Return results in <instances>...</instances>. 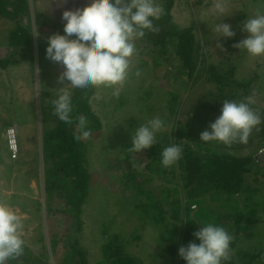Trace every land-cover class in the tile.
<instances>
[{
	"label": "rangeland",
	"instance_id": "obj_1",
	"mask_svg": "<svg viewBox=\"0 0 264 264\" xmlns=\"http://www.w3.org/2000/svg\"><path fill=\"white\" fill-rule=\"evenodd\" d=\"M163 1L158 0V3L161 5ZM28 2L30 17H26L23 22L27 24L32 21L35 32L37 18H44L48 22L63 21L62 14L65 10L83 8L91 0H28ZM216 2L217 0H174L171 10L178 26L194 27L196 41L200 43V53L203 55L200 56L202 63L200 70L203 75L207 74L211 65H221L222 72L225 69L229 71L237 54L235 49L230 48L227 40L245 39L248 33L241 30L243 23L248 17L264 14V0H222L225 10L223 15L216 11ZM12 8L10 6V11ZM218 23L230 24L235 36L218 37L219 33L215 31ZM15 24V19L0 15V53L9 52L7 38L10 30L15 28ZM40 30L42 37L51 31L48 26H43ZM35 42H37L36 34ZM36 46L37 43L35 50H37ZM149 48L153 47L148 45L143 52L136 48L135 54L130 58L128 77L122 85L115 88L97 87L90 98L91 108L101 118L103 126L102 135L93 138L90 143L88 159L93 177L81 218L84 221L81 242L89 251L91 264H100L103 259L101 246L107 239L102 232L104 221L112 222L108 228V235L119 234L120 239L127 242L129 249L143 259V264H183L178 250L182 245L180 239L186 226L184 214L187 207L183 194L180 191L177 194L173 192L177 187L175 181L168 183L158 174L148 171L146 164L150 158L145 150L141 153H133V157L138 160L132 165L133 169L138 170V183L146 174L148 178H153L146 184L152 189V198L149 202L150 204L163 202L156 206L165 213L160 221L157 219L158 214L153 219L147 218L145 222L144 217H139L133 207V203L140 198L139 191L135 187L124 188L126 175L118 167V162L120 163L118 157L122 154L125 142L131 141V132L150 119L156 117L163 119L166 129L158 133V140L168 141L167 147L175 144L173 138L176 136L172 131L176 128V120L167 123L166 119L171 110L169 106L171 95L168 92L175 93L174 91L177 90L180 91L181 101L185 100L180 109L182 113L180 118L186 125L182 128L185 133L178 138L181 142L188 140L194 148L200 145L202 147L208 145L215 149L233 147L238 154H249L254 151L256 173L246 175V182L250 187L258 188V191L236 194L233 198H229L228 195H218L216 191L213 192L214 196L208 193L200 209L212 214L208 216L213 219L221 214H234L237 211L250 215L253 222L245 232L241 233L239 241L230 250L229 260L232 264H264V145L255 150L259 141L256 134L257 129L259 133L258 125L251 131L250 136H253L251 145L233 143L227 146L219 141L200 140L201 133L220 115L224 100L240 101L251 96L254 99L251 107L260 102L259 109L264 112V57L244 55L238 63L232 81L223 79L224 81L219 85L211 86L204 82V77H197L199 79L193 83L188 82L187 73L180 79H177L174 73V76L170 77L169 69L176 71L181 66V61L175 56L174 48L168 47V54L157 58L164 62L157 61ZM166 56H170V61L168 59L166 62ZM35 57L37 59V51ZM142 63L148 64V68L140 72L138 69ZM159 65L161 67L158 68ZM44 70L45 76L42 75L38 60L35 67H32L28 59L7 69H0V202L7 203L22 215L24 219L22 235L26 245L36 255L48 256L49 263L57 264L66 252V241L70 236L75 235L76 231L74 226H70L73 225V218L69 214L58 212L48 215L46 212L47 194L42 152L45 126L43 93L46 89L57 93L58 88L62 86L58 77L64 71V66L51 61ZM254 74L256 76L254 82L244 86ZM133 76L135 79H132ZM242 78L248 81L241 83ZM125 86L133 90L129 98H131L130 102L136 103H130L123 110L115 112V96ZM146 91L153 93L148 99V102L154 105L151 117H144L138 112L139 109L144 108V104L140 100L137 102V99L139 96L144 98ZM8 118L17 130L19 150L16 157H13L9 149L6 135L9 127L4 126ZM173 119H176V116ZM50 124L54 125L55 120ZM235 145L248 146L241 150ZM203 153L205 154L206 151L203 150ZM125 165L127 167L128 163L125 162ZM174 165L179 172L177 161ZM169 191L173 193L169 195ZM172 199L178 200L176 203L179 205L172 207L170 204ZM54 205L56 208L63 206L62 199L57 197ZM191 208L193 217L199 207L192 205ZM143 213L145 214V210ZM177 213L180 219L174 218ZM220 221L226 222L223 218ZM207 223L209 222L201 220L199 229ZM54 234L59 238L57 254L51 248ZM137 234L141 238H136ZM43 247L45 250H42Z\"/></svg>",
	"mask_w": 264,
	"mask_h": 264
},
{
	"label": "trees",
	"instance_id": "obj_2",
	"mask_svg": "<svg viewBox=\"0 0 264 264\" xmlns=\"http://www.w3.org/2000/svg\"><path fill=\"white\" fill-rule=\"evenodd\" d=\"M173 5L174 0H164L162 2L161 6L164 8V14L161 16L160 20L155 21L158 31L146 32V35L142 39L136 41V48H139V51L143 52L147 46L150 45V47H153L149 48L152 56L155 57L157 61L164 62L157 58L160 55H167L168 47L172 46L175 56L181 61V66L176 71H172V68H170L168 71L170 77L174 76V73L176 78L180 79L187 73L188 82L190 81V83H193L199 79L197 77H204V82L211 86H213V84L219 85L224 81L223 79L232 81L239 61L247 54L245 50L234 47V44L241 40L237 38L227 40L230 48L235 49L237 54L235 59L236 63L233 61L234 63L230 66L229 71L225 69V71L222 72V69H220L221 65H211L206 72L207 74L203 75L202 70H200V64H202L200 62V56L203 55L200 53L201 45L196 41L194 27L182 28L176 24L171 13ZM10 6L13 7L11 11L9 9ZM0 15L10 17L16 21L15 28L10 30L7 38L9 52L0 53V69H7L9 66L17 65L22 60L27 59L31 62V66L35 67L36 60H38L39 66L42 69V75L45 76L44 69L46 65L51 62V60L46 58L47 38L55 33H63V25L65 22H48V20L44 18H37L36 29L39 35H37V42H35L32 21L27 22V24L23 22L26 17H30V4L28 0H0ZM43 26H48L49 30H51L45 37H42V31L40 30ZM35 43H37V50H35ZM35 51H37V59L35 57ZM169 58L170 56H166V62L170 61ZM147 65L146 63H142L138 70L143 72L145 68H148ZM159 67H161V65H159L158 68ZM205 71L204 69V72ZM132 79H135V77L133 76ZM177 79L176 81H178ZM255 79L256 76L254 74L249 78L250 81L242 78L243 81L241 83L248 81V83L244 85L246 86L254 82ZM241 83H239L240 86H242ZM96 89L97 87H90L83 92L73 90L71 124L63 123L53 113L51 101L56 97L57 93L47 89L43 93V98L45 100V126L42 140V152L45 192L47 194L46 212L48 215L53 213L57 214L58 212L69 214L73 218V225L71 224L70 226H74L76 231V234L70 236L66 241V252L57 264H91L89 251L81 242L84 229V221L81 218L84 211L83 206L87 202L90 194L89 187L93 177L88 159L90 143L93 141V138L102 135L103 127L101 118L92 110L90 104V98L95 93ZM131 90L129 86H125L122 91L115 96V112L123 110L125 106H129L130 103H133L130 102L131 98H129V94L133 92V90ZM174 92L175 93L172 91L168 92L169 95H171V99L169 100L171 110L166 122L171 123L176 120V128H174L172 132L173 135L176 136L173 138L175 144L180 145L183 149L181 158L177 161L180 171L178 172L177 169H175V165L167 168L162 166L160 154L163 149L167 147L166 144H168V141L161 139L162 143L158 140L159 134H157V143L150 149L145 150L150 158L149 162L146 164V168L149 172L158 174L161 179L168 183L175 181L177 187L173 192L177 194L180 191L184 196L187 207L186 214H184L186 226L182 231V237L180 239V241H182L181 246H185L196 239L193 234L199 230L201 220H204L209 223L221 225L228 230L233 237L230 247L231 250L239 241L241 233L245 232L250 224H252V217L242 211H237L234 214H221L219 217L213 219L208 216L212 214H207L200 208L208 193L214 196L213 192L216 191L218 195L223 194L228 195L229 198H233L236 194L258 191V188L250 187L246 182V175L256 173L254 151L249 154H238L235 149V151L233 150V147L229 149H215L208 145H203V147L200 145L194 148L188 140L186 142H181V139L178 138L182 137L183 133H185L182 128L186 125L183 124L180 118V115H182L180 109L181 105L185 103V100L181 101L180 91L177 90ZM152 94L153 93L150 91H146V96L144 98L139 96L137 99L138 101L136 100L137 102L140 100L144 104V108L138 111L144 117H151L153 114L154 105L148 102ZM259 105L260 102L254 104V107L252 106L261 118V123L258 124L259 133L256 128L259 141L255 150L261 145H264V129H262V126L264 127V112L260 111ZM177 115L179 118H177ZM81 116L87 117V129L91 132V136L88 139H81L79 142H76L73 140V135L78 132L77 121ZM174 116H176V119H173ZM53 120H55L54 125L50 124ZM4 124V126L9 128L14 127L10 118H8ZM249 139V142L246 144L251 145L253 143V136H250ZM130 143L131 141L125 142L121 152L122 154L118 157V161H120V163L118 162V167L123 170L126 175L124 188L135 187L139 191L140 198L133 203V207L137 210L139 217H144L146 222L147 218L153 219L159 214L157 219L160 221L161 218L163 219L165 213L156 206V204L163 202L157 201L151 204L149 202L150 198H152V189L147 187L146 184L153 179L152 177L148 178L146 174L140 180V183H138V170L132 168L133 163L138 160L133 157V153L127 152V148L131 146ZM248 145L235 146L240 147L242 150ZM197 147L202 148L199 149ZM203 150L206 151L205 154ZM125 162L128 163L127 167ZM125 167L128 169L126 170ZM170 191L169 195L173 193ZM57 197L62 199L63 204V206L58 208L54 207ZM176 201L178 200L172 199L170 202L172 207L179 205ZM192 205L199 207V210H197L193 217L191 216ZM144 210L145 214L143 213ZM24 211L26 210L24 209ZM178 215L179 213H177L174 218L180 219ZM222 218L226 222L222 223L220 221ZM111 223V221L102 222L104 226L102 232L107 239L101 246L103 250V259H101L100 264H143V259L129 249L127 242L124 239H120L119 234L108 235V228ZM136 238L139 239L141 237L137 234ZM196 242L198 243L199 241ZM58 244L59 238L54 234L51 239V248L55 254H57L58 251ZM42 250H45V247H43ZM229 259L223 261V264H232ZM182 262L186 264L183 259ZM6 264L51 263H49L48 256H38L28 245H25L24 254L16 259L7 261Z\"/></svg>",
	"mask_w": 264,
	"mask_h": 264
},
{
	"label": "clouds",
	"instance_id": "obj_3",
	"mask_svg": "<svg viewBox=\"0 0 264 264\" xmlns=\"http://www.w3.org/2000/svg\"><path fill=\"white\" fill-rule=\"evenodd\" d=\"M215 8L224 14L222 0H217ZM163 14L164 8L158 0H91L83 8L65 10L63 33L47 38L46 58L64 66L58 77L62 86L51 101L54 115L63 123H72L73 90L83 92L90 87L122 85L128 77L130 58L136 52V41L146 32L158 31L155 21ZM241 30L248 36L234 47L250 56L264 57V14L248 17ZM215 31L218 37L235 36L228 23H218ZM37 33L36 30L33 34ZM253 103L251 96L240 101L224 100L220 115L201 133L200 140L219 141L227 146L247 143L252 129L261 123L260 116L251 107ZM77 124L78 132L73 140L88 139L91 132L87 129V117L81 116ZM165 129L166 123L159 117L140 124L131 132L127 152L150 149L157 143V134ZM182 151L178 144L164 148L160 154L162 166L174 165ZM23 226L22 215L0 202V264L24 254ZM193 235L196 239L178 250L186 264H223L229 259L233 237L225 227L210 222Z\"/></svg>",
	"mask_w": 264,
	"mask_h": 264
},
{
	"label": "built area",
	"instance_id": "obj_4",
	"mask_svg": "<svg viewBox=\"0 0 264 264\" xmlns=\"http://www.w3.org/2000/svg\"><path fill=\"white\" fill-rule=\"evenodd\" d=\"M7 139H8V144H9V149L13 154V157L17 156L18 153V140H17V132L16 128L10 127L7 129Z\"/></svg>",
	"mask_w": 264,
	"mask_h": 264
}]
</instances>
